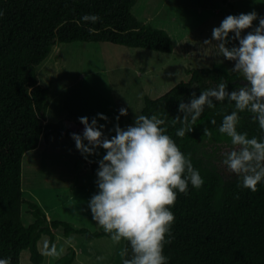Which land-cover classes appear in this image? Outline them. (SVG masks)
I'll return each instance as SVG.
<instances>
[{"label":"trees","instance_id":"1","mask_svg":"<svg viewBox=\"0 0 264 264\" xmlns=\"http://www.w3.org/2000/svg\"><path fill=\"white\" fill-rule=\"evenodd\" d=\"M137 0H0V258L20 264L21 253L29 250L32 264H43L45 255L39 250L43 235L48 246L55 244L54 230L85 235L88 240L109 237L100 227L96 231L74 228L61 220L48 221L36 200L23 196L22 163L24 154L38 147L41 138L61 131L58 123L47 121L51 102L50 89L39 83L37 67L59 43L75 41L109 42L127 47L145 48L171 53L174 44L169 33L141 23L132 14ZM87 14L97 15V23L83 21ZM93 29V31H90ZM234 35V34H232ZM238 45L230 41L229 47ZM182 80L158 98L145 99L142 114H159L165 119L167 134L191 161L204 181L196 189L191 184L188 194L177 193L170 209L175 217L171 236L164 247L167 264H264V181L258 190L240 187V179L221 169L222 147L232 148L230 138L221 137L218 128L223 116L231 114L226 100L205 111L191 133L180 138L172 119L183 116L179 103H190L192 94L215 88L223 81L228 91L234 90L238 74L225 64L189 70ZM194 86H198L195 88ZM216 120L212 125L210 121ZM213 135L204 137V128ZM238 131L249 138H264L258 122L248 112L240 114ZM111 137L115 134H104ZM34 222L25 224L23 204ZM76 251L70 250L54 264H73Z\"/></svg>","mask_w":264,"mask_h":264},{"label":"rangeland","instance_id":"2","mask_svg":"<svg viewBox=\"0 0 264 264\" xmlns=\"http://www.w3.org/2000/svg\"><path fill=\"white\" fill-rule=\"evenodd\" d=\"M252 11L264 17V0H137L132 14L147 26L165 29L172 38L173 51L167 54L109 42L57 44L37 67L39 83L50 89L49 122L63 129V125L68 126L67 120L96 118L105 125L101 129L104 134H115L116 117L121 108H126L128 115L120 116L119 125L122 129L133 125L135 115L142 114L147 96L164 95L187 80L189 70L215 64H225L231 70L234 62L217 57L214 48L202 43L212 39L213 28L228 15ZM258 24L259 20L255 21L254 27ZM98 114L108 120H100ZM73 133L83 135L80 131ZM73 133L56 131L48 139L42 137L38 147L24 154L23 196L27 201L36 200L48 221H66L74 228L96 231L100 226L93 220L88 202L99 191L98 161L106 153L101 148L97 155L85 159L76 148ZM229 151V147H222L219 154L226 157ZM223 161L221 169L227 171ZM28 209V204H23V219L30 225L34 217ZM64 231L63 227L54 230L59 255L45 256L43 264H54L71 247L77 253L73 264H122L119 252L126 242L117 245L109 237L90 241L82 234L66 236ZM48 242L47 235L39 241L43 254ZM20 264H32L29 250L22 251Z\"/></svg>","mask_w":264,"mask_h":264},{"label":"clouds","instance_id":"3","mask_svg":"<svg viewBox=\"0 0 264 264\" xmlns=\"http://www.w3.org/2000/svg\"><path fill=\"white\" fill-rule=\"evenodd\" d=\"M82 19L95 24L101 18L87 14ZM257 20L259 24L254 27ZM230 41H238V45L229 47ZM202 45L214 48L217 57L234 62L229 71L238 74L241 83L229 92L228 84L221 79L215 88L201 90L199 96L193 92L190 103L181 101L178 110L183 116L172 119L173 126L181 125L176 136L183 138L191 133L205 107L212 109L216 102L227 100L233 110L223 116L218 132L221 137L230 138L233 147L223 163L229 173L240 179V187L254 193L264 181V138H249L247 132L238 131V125L240 114L248 112L264 133V17L255 11L228 15L213 28L212 39ZM119 113L113 129L115 135L111 137L101 130L105 125L87 117L79 118L84 125L83 135L72 134L85 159L97 155L101 148L106 153L98 161L99 191L88 202V208L93 220L114 244L126 242L119 252L122 264H167L164 247L171 243L168 237L175 217L170 209L175 205L177 193L187 195L189 184L199 189L204 181L194 168L191 155L185 156L167 134L166 121L159 114L150 117L136 114L134 124L122 129L119 119L127 116L128 111L121 108ZM98 116L100 120H108L103 114ZM210 123L215 125L216 120ZM212 135L205 127L204 137ZM44 255L58 256L56 245L46 244ZM0 264H11V260L0 258Z\"/></svg>","mask_w":264,"mask_h":264},{"label":"water","instance_id":"4","mask_svg":"<svg viewBox=\"0 0 264 264\" xmlns=\"http://www.w3.org/2000/svg\"><path fill=\"white\" fill-rule=\"evenodd\" d=\"M66 123L68 124L69 129H71L73 131H80L83 133L84 125L81 124L80 122L68 120Z\"/></svg>","mask_w":264,"mask_h":264},{"label":"flooded vegetation","instance_id":"5","mask_svg":"<svg viewBox=\"0 0 264 264\" xmlns=\"http://www.w3.org/2000/svg\"><path fill=\"white\" fill-rule=\"evenodd\" d=\"M235 83H237V84H235V87H234V89L237 87V86H239V84L241 83V78L238 76V79H236L235 81H234ZM230 149V151L232 150V148H229ZM229 151V152H230ZM223 170V169H222ZM224 172H225V174H227V175H229V176H235V174H231V173H227L228 172V170L227 171H225V169L223 170Z\"/></svg>","mask_w":264,"mask_h":264},{"label":"crops","instance_id":"6","mask_svg":"<svg viewBox=\"0 0 264 264\" xmlns=\"http://www.w3.org/2000/svg\"><path fill=\"white\" fill-rule=\"evenodd\" d=\"M50 105H51V102H50ZM50 105H49V107H50ZM48 107V108H49ZM75 117H77V116H75ZM71 119H74V116H72V118ZM47 121H50V117H49V115H48V110H47ZM68 121V120H67ZM67 121H65V122H67ZM67 124V123H66ZM66 127H68V126H66Z\"/></svg>","mask_w":264,"mask_h":264}]
</instances>
